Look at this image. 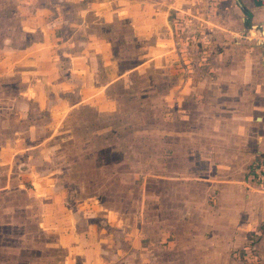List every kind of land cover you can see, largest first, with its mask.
<instances>
[{
	"label": "rangeland",
	"instance_id": "obj_1",
	"mask_svg": "<svg viewBox=\"0 0 264 264\" xmlns=\"http://www.w3.org/2000/svg\"><path fill=\"white\" fill-rule=\"evenodd\" d=\"M244 1L0 0V264H264L223 181L264 202V151L232 168L195 102L264 44Z\"/></svg>",
	"mask_w": 264,
	"mask_h": 264
},
{
	"label": "crops",
	"instance_id": "obj_2",
	"mask_svg": "<svg viewBox=\"0 0 264 264\" xmlns=\"http://www.w3.org/2000/svg\"><path fill=\"white\" fill-rule=\"evenodd\" d=\"M244 3L251 13V22L262 30V36H264V27H260L264 22V7L259 6L254 0H245ZM246 38H249L248 35L245 36ZM249 50L253 55L247 67L245 64L248 59L244 61L246 57L248 58L247 54H244L245 58L237 66L233 64H228L227 67L216 66L215 74L208 75L210 78L204 84L205 91L202 92L204 96H201V101H197L199 97L195 99L196 111L202 110L198 111L197 117L205 121V128L201 130L204 131L203 135L223 138L218 146L225 148L220 152L215 150L214 146L212 153L229 152L228 158L234 164L232 168L237 170H246L253 162L255 154L264 151V44L253 42ZM250 67L251 69L248 70L247 68ZM246 69L252 75L247 74ZM241 73L244 80H240ZM249 80H252V86L248 83ZM244 81H248L247 84ZM204 85L196 83L195 89ZM236 180L238 179L231 176L230 179L223 181L226 182L224 185L229 187L228 191L238 189L243 191L238 192L239 194H248V210L251 209L250 216H255L256 222L247 228V231L257 226L255 230L260 232L262 229L260 230L258 225L264 221V202L262 200L258 206H254V199L251 197H255L256 194L250 190L255 187L243 182H239V187L234 184Z\"/></svg>",
	"mask_w": 264,
	"mask_h": 264
},
{
	"label": "bare ground",
	"instance_id": "obj_3",
	"mask_svg": "<svg viewBox=\"0 0 264 264\" xmlns=\"http://www.w3.org/2000/svg\"><path fill=\"white\" fill-rule=\"evenodd\" d=\"M250 34L254 38H258V37L261 38V36H262V30L259 27L255 26V25H252L250 27Z\"/></svg>",
	"mask_w": 264,
	"mask_h": 264
},
{
	"label": "built area",
	"instance_id": "obj_4",
	"mask_svg": "<svg viewBox=\"0 0 264 264\" xmlns=\"http://www.w3.org/2000/svg\"><path fill=\"white\" fill-rule=\"evenodd\" d=\"M254 1L257 2L258 5L264 7V0H254ZM255 39H256V38H255ZM260 39H261V41H264V40H263L264 38H260Z\"/></svg>",
	"mask_w": 264,
	"mask_h": 264
}]
</instances>
